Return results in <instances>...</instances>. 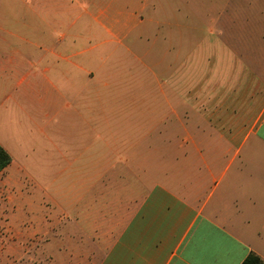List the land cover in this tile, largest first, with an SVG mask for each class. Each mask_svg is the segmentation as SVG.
Here are the masks:
<instances>
[{
	"label": "crops",
	"instance_id": "0c3cea01",
	"mask_svg": "<svg viewBox=\"0 0 264 264\" xmlns=\"http://www.w3.org/2000/svg\"><path fill=\"white\" fill-rule=\"evenodd\" d=\"M53 1L42 2L44 15L35 1L20 24L0 19V145L12 158L1 175L34 202L28 210L43 222L35 233L44 234V264H242L250 253L264 261V102L251 121L245 110L248 92L262 91L250 63L260 49L223 48L210 68L202 50L182 52L191 33L170 32L177 51L152 60L153 80L131 81L132 67L111 37V51L90 56L96 49L70 47L66 33L52 43ZM110 20L107 33L116 37L121 17ZM131 82L141 91L159 84L156 122L174 117L156 136L149 125L140 130L145 154L132 130L117 129L116 115L101 111L103 102L131 99L102 97L101 87ZM149 100L141 93V110ZM185 116L200 128L182 132ZM166 151L184 154L168 163ZM34 255L28 264H39ZM16 260L6 255L0 264Z\"/></svg>",
	"mask_w": 264,
	"mask_h": 264
},
{
	"label": "rangeland",
	"instance_id": "374dc122",
	"mask_svg": "<svg viewBox=\"0 0 264 264\" xmlns=\"http://www.w3.org/2000/svg\"><path fill=\"white\" fill-rule=\"evenodd\" d=\"M38 2L37 11L44 15L47 9L42 3L44 0H0V19H9L11 24L19 23L18 19H26L33 14V4ZM56 1L59 2L55 3ZM51 9V15L54 18L52 43L57 44L60 41V34H68L64 42L70 43V47L96 49L87 56L93 55L102 48H107L110 43L112 47L117 46L120 57H126L128 65L132 67V76L129 80L135 81L137 75L148 77L153 80L156 74L157 61L164 58L167 61V52L177 51V41H171L168 35L170 32L175 36L184 37L187 32L191 33L188 40H182V52L190 50L203 51L201 57L203 65H214L221 59V49L229 48L235 50H245L247 48H259L250 57L251 65H254V72L260 76V80L255 79L252 83H260L261 92L252 88L248 94L246 103V119H253L254 111L259 103L264 102V0H54ZM121 17L116 29V37L109 36L107 30L112 26L110 19L112 17ZM62 20L61 22H59ZM24 21V20H22ZM20 24V23H19ZM21 26L22 25H17ZM188 36V35H187ZM81 37V38H80ZM260 37V39H259ZM129 49L132 50L127 51ZM147 54L143 57L144 53ZM86 56V57H87ZM138 57L142 58L138 59ZM169 57V56H168ZM153 60V62H152ZM182 65L188 63V58H182ZM150 63V64H149ZM154 64V65H153ZM146 65L152 68L146 69ZM86 64V70L92 76L95 74L93 68ZM94 73V74H93ZM194 74V73H193ZM199 81L204 86V72ZM188 75V73L186 74ZM182 84L185 86L188 82L187 77ZM247 81V80H246ZM121 86L117 88L101 87L102 97L110 93L119 96L131 98L130 101L123 103L103 102L101 111L105 108L116 115L113 120L117 129L132 130V138L142 141L141 148L145 154L146 137L141 135L140 130L144 126L152 129V134L156 136L157 131L165 130L166 126L172 125L174 118L171 113L165 118V121L158 124L157 116L161 114L158 108L161 91L159 84H150L149 87H143L142 91L133 85ZM259 88V89H260ZM111 93V94H112ZM147 95L149 100V110H141L140 95ZM254 95V96H253ZM255 99V100H253ZM186 110L188 106H185ZM168 111H164L166 113ZM162 113V114H163ZM103 116V115H102ZM153 121V125L152 124ZM198 123H202L199 121ZM190 127L196 128L195 121H190L185 116L181 128L186 132ZM151 139V137H150ZM188 139V135L181 136V140ZM165 141V140H164ZM171 142V141H170ZM189 143V140H186ZM166 147L169 144L167 139L164 142ZM139 147V149L141 150ZM184 153H175L166 151V161L171 163L178 155ZM187 154V153H186ZM157 160L161 161L159 156ZM156 160V161H157ZM139 173H140V169ZM154 171L158 170L153 169ZM4 172V171H3ZM141 174V173H140ZM138 189V188H137ZM137 193V191H136ZM135 194V193H134ZM137 196V194L135 195ZM136 202V201H134ZM34 206L30 198L18 196V192L10 189L3 184V177L0 173V257L16 256L18 260L11 264H28L30 256H37L39 264H44V259L39 257L44 253V234L35 233V225H42V221L36 223L30 219L29 210ZM49 206V205H48ZM41 236L37 240L34 236ZM39 251V254L37 251Z\"/></svg>",
	"mask_w": 264,
	"mask_h": 264
},
{
	"label": "trees",
	"instance_id": "16d2710c",
	"mask_svg": "<svg viewBox=\"0 0 264 264\" xmlns=\"http://www.w3.org/2000/svg\"><path fill=\"white\" fill-rule=\"evenodd\" d=\"M12 162L9 153L0 145V173ZM242 264H264V261L255 253H250Z\"/></svg>",
	"mask_w": 264,
	"mask_h": 264
}]
</instances>
